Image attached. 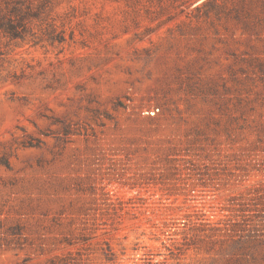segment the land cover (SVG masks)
<instances>
[{
    "label": "rangeland",
    "instance_id": "obj_1",
    "mask_svg": "<svg viewBox=\"0 0 264 264\" xmlns=\"http://www.w3.org/2000/svg\"><path fill=\"white\" fill-rule=\"evenodd\" d=\"M13 5L0 264H264V0Z\"/></svg>",
    "mask_w": 264,
    "mask_h": 264
},
{
    "label": "trees",
    "instance_id": "obj_2",
    "mask_svg": "<svg viewBox=\"0 0 264 264\" xmlns=\"http://www.w3.org/2000/svg\"><path fill=\"white\" fill-rule=\"evenodd\" d=\"M212 1V0H209ZM19 4V2L17 3ZM35 11L31 5L27 6L26 11H22L19 6L7 8L4 12L0 6V31L13 39H24L27 33L26 20L30 16H35ZM15 18V21L13 20Z\"/></svg>",
    "mask_w": 264,
    "mask_h": 264
}]
</instances>
